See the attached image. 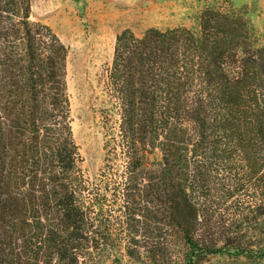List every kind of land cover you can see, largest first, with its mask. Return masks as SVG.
Masks as SVG:
<instances>
[{
  "label": "trees",
  "instance_id": "obj_1",
  "mask_svg": "<svg viewBox=\"0 0 264 264\" xmlns=\"http://www.w3.org/2000/svg\"><path fill=\"white\" fill-rule=\"evenodd\" d=\"M31 16L32 0H0V264L262 257L235 245L264 222V46L243 17L206 9L198 30L117 36L125 168L102 186L74 140L68 50ZM158 222L183 241L181 261L164 234L139 245L138 225ZM203 229H225L223 246L205 244Z\"/></svg>",
  "mask_w": 264,
  "mask_h": 264
},
{
  "label": "rangeland",
  "instance_id": "obj_2",
  "mask_svg": "<svg viewBox=\"0 0 264 264\" xmlns=\"http://www.w3.org/2000/svg\"><path fill=\"white\" fill-rule=\"evenodd\" d=\"M206 9L241 15L247 24L244 35L252 44L264 46V0H32L31 20L47 25L68 50L66 83L71 126L83 169L92 184L118 182L115 173L125 168L119 148L122 104L110 80L117 36L127 29L137 37L151 28L198 30L200 16ZM111 198L108 197L106 209L112 204ZM137 228L142 250L155 241L153 234L160 233L164 236L158 242L169 247L173 262L182 260L186 247L175 231L159 222L140 223ZM224 230L203 229L200 234L205 244L219 247L225 242L221 238ZM238 240L235 245L257 256L264 251V222L261 230ZM141 252L143 255L136 260L125 257L103 264H152ZM198 264H264V253L257 258L210 255Z\"/></svg>",
  "mask_w": 264,
  "mask_h": 264
},
{
  "label": "water",
  "instance_id": "obj_3",
  "mask_svg": "<svg viewBox=\"0 0 264 264\" xmlns=\"http://www.w3.org/2000/svg\"><path fill=\"white\" fill-rule=\"evenodd\" d=\"M98 207L101 208L102 207V204L98 202Z\"/></svg>",
  "mask_w": 264,
  "mask_h": 264
}]
</instances>
